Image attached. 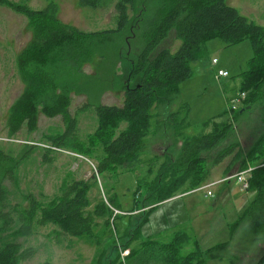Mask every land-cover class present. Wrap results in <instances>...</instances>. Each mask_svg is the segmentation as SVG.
<instances>
[{
    "label": "trees",
    "instance_id": "16d2710c",
    "mask_svg": "<svg viewBox=\"0 0 264 264\" xmlns=\"http://www.w3.org/2000/svg\"><path fill=\"white\" fill-rule=\"evenodd\" d=\"M79 3L82 7L97 9L102 1L79 0ZM0 7L24 16L32 34V40L15 60L17 72L26 87L10 108L7 122L9 136L14 137L23 127L34 130L40 114L50 119L61 116L66 125L65 131L48 137L50 145L42 147L27 144V152L21 160H28L32 152L40 147L47 162L51 160L52 154L60 151H68L86 159H98V175L118 171L136 172L143 166L145 175L134 192V208L128 212L139 213L144 192V221L159 204L206 184L211 165L208 155L217 150L222 141L232 137L234 123L241 114L259 109L264 117V27L227 5L226 0H118L115 5L116 28L92 33L64 23L59 18L60 7L54 1L41 10L12 0H0ZM173 30L176 39L181 42L180 47L175 52L169 48L156 52ZM137 31L144 40L142 50L137 55L131 53L132 56L125 59L119 54L123 74L115 76L123 93L122 106L85 104L82 110L87 106L94 107L98 126L82 140L77 132L78 121L70 112L73 88L68 83L69 75L93 63L94 54L101 45H115L116 39L124 33L136 35ZM214 39L221 40L226 47L250 41L254 52L248 69L236 76L234 82L225 89L228 111L202 123L195 134L189 135L188 131L192 127L190 107L183 103L176 112L168 114L164 121L154 126L156 115L153 110L161 104H172L177 100L181 93L180 84L194 76V63L203 55L207 43ZM127 53L124 56H128ZM243 93L246 99L242 105L237 110H231L232 101ZM122 123L126 127L119 131ZM167 123L172 124V132L177 140L181 139L178 155L169 160L160 155L147 156L152 145L151 139L167 129ZM168 134L171 135L170 131ZM239 147L238 141L227 144L219 150L213 162L218 165ZM5 156L2 154L0 158ZM234 158L241 162L239 171L249 165L255 167L248 189L254 196L243 214L229 227V241L205 251L196 241L195 249L183 254V250L190 245L189 237L182 231L176 232L170 242L159 246L163 264L222 261L220 253L229 248L245 221L257 234L258 240L264 241V130L246 153L238 151ZM16 164L5 173L13 181L17 179L13 175ZM96 184V176L88 181L65 180L61 194L46 205L29 195L26 197L30 200L28 207L16 205L13 207L14 215L11 211L0 214L3 222L0 231L11 232L13 225L19 223L18 229L12 231L11 235L31 237L36 226L53 225L58 228L59 235L101 245L107 233L109 240L116 234L118 238L120 231L125 234L132 230L128 225L123 231L119 227L118 220L123 215H115L113 209L129 214L123 210L115 194H108L106 200L99 201L91 209L89 193ZM3 193L0 187V197H3ZM99 219L105 221L100 235L97 232ZM138 233L140 227L129 241L123 242V251L131 249L125 258L113 238L111 251H115L117 257L110 264H124L123 261L138 252L132 247L133 242L139 239ZM118 240L120 243L123 239ZM35 254L34 247L5 242L0 249V264H23ZM44 264L52 263L47 261ZM258 264H264V255Z\"/></svg>",
    "mask_w": 264,
    "mask_h": 264
},
{
    "label": "rangeland",
    "instance_id": "374dc122",
    "mask_svg": "<svg viewBox=\"0 0 264 264\" xmlns=\"http://www.w3.org/2000/svg\"><path fill=\"white\" fill-rule=\"evenodd\" d=\"M12 1L28 5L34 10H41L54 1L60 7L59 18L64 23L88 33L110 30L117 26L115 5L118 0H101V6L97 9L82 7L79 5V0ZM226 4L236 8L250 21L264 27V0H226ZM139 7L141 9L142 5L140 4ZM27 24L24 16L8 8L0 7V155H6L5 158H0V187L4 191L3 197H0V214L11 211L14 215L13 207L16 205L28 207L30 200L26 197L29 195L42 205H46L61 194V187L65 180L88 181L96 176L97 184L89 193L91 209L99 201L106 200L109 197L108 194L110 196L115 194L123 210L129 214L123 215L118 220L119 227L123 231L128 225V228L132 230L125 234L120 231L118 238L116 234L109 240L107 239L109 233H107L103 236L101 245H96L86 240L59 235L58 228L53 225L36 226L31 237L12 236V231L18 229V223L13 225L11 232L0 231V249L5 242H17L24 247H34L36 254L23 264H44L47 261L52 264H110L117 257L115 251H111L113 238L116 241L115 245L118 244L122 252L123 242L129 241L140 227V233L137 234L139 239L132 244L138 252L123 263L163 264V254L159 246L170 242L175 232L182 231L188 234L190 245L183 250V254L193 251L196 241L203 251L229 241V227L243 214V211L242 213L240 211L241 208L251 200L250 192L244 190L234 179L241 165V162L234 157L238 151L242 154L246 153L264 130V117L260 110H247L241 114L234 123L235 132L232 137L225 142L222 141L218 149L211 151L212 153L208 155L211 164L209 165V182L219 180V183L211 184L203 191L182 194L175 202L162 203L150 212L147 220L144 221L145 213L142 209L144 192L142 196L140 194L139 213L128 212L134 208V192L145 175L143 166L136 172L118 171L98 175L96 171L98 159H86L68 151H60L52 154L51 160L47 162L44 161V152L40 147L32 152L28 160H21L27 152L25 151L27 144L42 147L50 145L48 137L62 133L66 129L61 116L50 119L40 114L34 130L23 127L14 137L9 136L10 129L7 122L10 108L26 87L17 72L15 60L32 40ZM115 42V45H101L94 54L93 63L72 72L71 77L69 75L68 83L73 88L70 112L78 121L77 132L82 140H85L98 126L94 107L87 106L83 110L82 107L87 103L93 106L101 103L107 106H122L123 93L118 87L119 82L115 76L123 74V66L119 64V54H122L125 59L132 54L137 55L144 47V40L139 31L136 35L126 32ZM180 44L173 30L156 52L162 48H169L175 52ZM126 53L128 56H124ZM253 55L250 41L231 47H226L219 39L209 41L203 55L193 65L194 76L180 84L181 93L177 100L172 104H161L153 110L156 115L153 120L154 126L164 121L168 114L176 112L183 103H187L190 107L189 119L192 127L188 131L189 135L195 134L202 123L228 111L225 89L236 79V76L248 69L249 60ZM215 59L217 64H214ZM220 71L228 72L229 76L219 77ZM125 127L126 124L122 123L119 131ZM169 131L171 135L168 134ZM172 131V124L167 123V129L158 132L151 139L152 145L147 156L165 154V160L174 159L179 153L182 142L181 139L177 140ZM235 141L240 143V147L235 149L234 154L216 165L213 158L217 157L219 150ZM163 142L169 145L167 149L165 146L160 147ZM15 164L17 168L13 175L17 179L13 181L10 175L7 176L5 173H8ZM225 172L230 173L225 174ZM227 181L229 183H224L227 190L221 193L222 182ZM218 197H224V199L216 205ZM194 220L199 222L198 231L194 228ZM202 220L205 221L206 226L203 225ZM98 221L97 232L100 235L105 221L100 219ZM214 221H217L216 227ZM2 224L0 220V227ZM118 239L123 240L119 243ZM220 255L223 258L222 261L212 260L208 264H258L264 255V241L258 240L257 234L245 221L241 224L229 248L222 251Z\"/></svg>",
    "mask_w": 264,
    "mask_h": 264
},
{
    "label": "built area",
    "instance_id": "2783aa9c",
    "mask_svg": "<svg viewBox=\"0 0 264 264\" xmlns=\"http://www.w3.org/2000/svg\"><path fill=\"white\" fill-rule=\"evenodd\" d=\"M214 64H217V60H214ZM219 77H228V73L225 71H220L219 72ZM246 99V94L243 93L242 95H240V97H237L236 99H234L231 103V110H237L242 103L244 102V100ZM255 167L252 165H249L246 169L241 170L239 172H237V174L234 176V179L236 180V183L241 185L242 188L246 191H248V189L250 188V179L252 177V173L254 171ZM214 185V184H212ZM211 185L209 186H205L202 188H199L198 190H205L207 188H209ZM209 195H211V192H209ZM113 209V208H112ZM114 214L115 215H126V213L121 212L119 210L113 209ZM130 254V250L127 249L125 251L122 252V257L125 258Z\"/></svg>",
    "mask_w": 264,
    "mask_h": 264
},
{
    "label": "crops",
    "instance_id": "0c3cea01",
    "mask_svg": "<svg viewBox=\"0 0 264 264\" xmlns=\"http://www.w3.org/2000/svg\"><path fill=\"white\" fill-rule=\"evenodd\" d=\"M226 72V71H225ZM228 73V72H227ZM234 82V80L231 82V83H233ZM230 83V84H231ZM225 97H226V93H225ZM225 100H226V98H225ZM162 146H165L166 147V149L169 147V145L167 144V143H165V142H163L162 144H161V146L160 147H162ZM166 149H164V150H166ZM165 155V154H164ZM163 155V156H164ZM161 156V155H160ZM222 164V163H221ZM241 166V165H240ZM239 172V171H238ZM230 172H225V174H229ZM210 176V175H209ZM227 177V176H226ZM220 181L219 180H212L211 182H209V178H208V181L206 182V184L204 185V186H206V185H211V184H215V183H219ZM223 184H222V190H221V193L222 192H224V190L226 191L227 190V186L225 185L226 183H229L228 181L227 182H222ZM225 183V184H224ZM199 191H203V190H194V191H192L193 193H196V192H199ZM249 192V191H248ZM187 193H191V192H187ZM184 194H186V193H184ZM250 194H251V200L253 199V196H254V194L253 193H251L250 192ZM212 195H213V192H212ZM180 196V195H179ZM179 196H177V197H174V198H172V199H170V200H167V201H165V202H175V200H179ZM182 198V197H181ZM204 198H207V197H204ZM227 198H230V197H227ZM222 199H224V197H218V199H217V201H216V205H218V204H220L223 200ZM222 200V201H221ZM250 200V201H251ZM221 201V202H220ZM250 201L248 202V204L250 203ZM165 202H163V203H165ZM162 204V203H161ZM161 204H159V205H161ZM248 204H246L245 206H243L242 208H241V213H242V211L244 212V210L246 209V207L248 206ZM158 205V206H159ZM202 222H203V225H205L206 226V224H205V221H203L202 220ZM216 222L217 221H214V226H215V224H216ZM218 226V225H217ZM191 229H193V227L192 226H189ZM216 227V226H215ZM194 228H197L196 230L198 231V228H199V222H198V220H194ZM176 233V232H175ZM212 261V260H211Z\"/></svg>",
    "mask_w": 264,
    "mask_h": 264
},
{
    "label": "water",
    "instance_id": "95a60500",
    "mask_svg": "<svg viewBox=\"0 0 264 264\" xmlns=\"http://www.w3.org/2000/svg\"><path fill=\"white\" fill-rule=\"evenodd\" d=\"M248 109H250V107H248Z\"/></svg>",
    "mask_w": 264,
    "mask_h": 264
}]
</instances>
